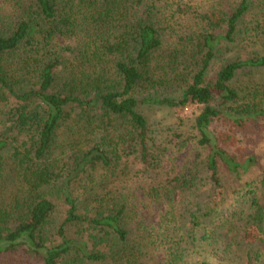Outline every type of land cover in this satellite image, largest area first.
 Here are the masks:
<instances>
[{"label": "trees", "instance_id": "16d2710c", "mask_svg": "<svg viewBox=\"0 0 264 264\" xmlns=\"http://www.w3.org/2000/svg\"><path fill=\"white\" fill-rule=\"evenodd\" d=\"M162 2L0 0V264H189L223 171L254 177L241 238L260 264L264 164L255 138H237L264 131V33L242 29L253 0L192 32L178 21L189 11ZM242 43L251 52L226 59ZM190 105L203 153L157 179L148 113ZM157 206L154 226L143 212Z\"/></svg>", "mask_w": 264, "mask_h": 264}, {"label": "rangeland", "instance_id": "374dc122", "mask_svg": "<svg viewBox=\"0 0 264 264\" xmlns=\"http://www.w3.org/2000/svg\"><path fill=\"white\" fill-rule=\"evenodd\" d=\"M165 2L173 11L179 7L184 11H189V13L180 14V20L178 21L183 30L192 32L201 30L208 22L200 23L201 18L199 16L214 11L230 14L240 0H164L162 3ZM193 17H196V20ZM198 23L200 24L198 25ZM242 26L245 38L246 36L249 38L250 35L253 36L256 33H264V0H253V8L245 17ZM251 48L248 47V43H242L230 50L225 57L226 59L236 56L245 58L247 52H251ZM248 78L244 75L241 82L246 81ZM255 78L260 83H264V73L255 75ZM200 110L201 106L190 105L174 109H155L148 113L152 128L156 131V143L162 147L165 156L162 170L159 171L162 174L157 179H161L165 175H177L187 171L183 170L182 166L187 167V163L195 158L197 153H203L197 148L198 131L195 128V120ZM214 129L217 132H225L228 127L219 123L215 124ZM258 134L249 133L245 136L238 134L237 138L240 139V145L246 148L251 145L250 142L252 141L250 139L255 138L256 143L254 144L259 145L258 152L261 153L259 159L264 164V131ZM179 141H184V144L180 145ZM134 167L138 168L139 165L134 163ZM251 176L248 175L243 180H239L235 177H229L223 171L222 178L226 182L224 200L220 208L214 211V215L205 219L204 224L197 231L199 239L206 234L208 238L200 240L197 249L188 258L189 264H199L201 262L206 264H247L246 248L242 243L241 235L252 212L249 208L252 194L250 195L247 192L257 187L256 184L250 187L246 186L245 181L254 178L253 175ZM202 196H207V193L202 194ZM178 197L180 198V195L177 194L176 199ZM201 200L203 203L208 202L205 197L204 199L201 197ZM161 212L160 206H157L153 207L151 211L145 210L143 215L148 223L159 226ZM163 255L158 254L159 257ZM259 263L264 264V253Z\"/></svg>", "mask_w": 264, "mask_h": 264}]
</instances>
